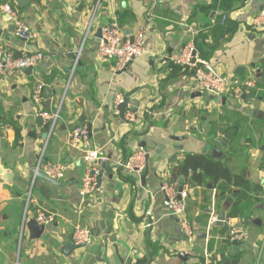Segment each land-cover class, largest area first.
Returning <instances> with one entry per match:
<instances>
[{
    "label": "crops",
    "instance_id": "1",
    "mask_svg": "<svg viewBox=\"0 0 264 264\" xmlns=\"http://www.w3.org/2000/svg\"><path fill=\"white\" fill-rule=\"evenodd\" d=\"M5 3L35 37L14 36L13 23L0 11V44L17 54L42 52L43 58L31 74L24 70L0 78V165L13 174L11 180L0 176V264H182L180 252L188 256L185 264H264V29L251 24L264 0H161L157 5L153 0H29L24 7L0 0ZM112 22L132 32L148 26L146 52L119 72L112 69L113 60L96 53L98 28ZM191 40L203 44L206 57L198 54L218 72L255 79L258 88L241 103L229 94L202 102L190 87V72L171 60ZM38 82L44 84L40 105L32 100ZM46 86L53 92L50 99L44 96ZM120 92L137 102L133 122L112 110ZM58 106L51 128L40 113ZM88 124L91 146L101 148L108 162L100 175L102 194L81 196L83 150L71 143L70 133ZM7 128L14 130V139L6 136ZM229 131L227 146L218 145L216 138ZM214 145L233 174L244 173L261 190L251 193L247 217L231 218L244 239L230 241L225 221L207 227L212 211L227 217L213 195L222 182L194 184L197 192L190 193L185 213L196 228L190 244L164 205L158 171L189 189L190 172L186 178L173 173L187 155L208 153ZM139 146L149 152L143 184L145 170L139 176L124 174L119 165ZM40 157L66 165L61 186L30 175ZM38 208L57 217L31 240L25 224ZM76 224L88 227L92 240L65 254Z\"/></svg>",
    "mask_w": 264,
    "mask_h": 264
},
{
    "label": "built area",
    "instance_id": "2",
    "mask_svg": "<svg viewBox=\"0 0 264 264\" xmlns=\"http://www.w3.org/2000/svg\"><path fill=\"white\" fill-rule=\"evenodd\" d=\"M160 2L161 0H153V5H157ZM0 11L4 20L13 23L14 36L23 41H29L35 37V32L19 17L16 9L10 3L1 4ZM251 24L254 28L264 29V7L252 17ZM99 28L100 37L96 53L100 59L113 60V70L123 71L133 59L146 52L145 38L148 28L146 24L138 26L135 31L127 35L124 34L123 29L116 22L103 24ZM130 35L133 37L132 41L130 40ZM42 58V52L17 54L0 44V78L11 79L16 77L26 68H33ZM171 60L190 72V87L200 92H206L211 96L221 98V96L229 94L235 99H240L258 88L255 79H241L235 75H223L218 72L209 61L198 54L194 40L188 41L177 54L172 56ZM43 86V83L38 82L33 89L32 100L37 105L43 102ZM124 102V93L120 92L115 95L112 105V110L115 114L119 113V106ZM59 114L60 106L52 112L42 111L40 113L42 119L50 122L51 128L54 127ZM122 119L128 123L136 120L132 104L126 103ZM5 132L8 138L12 137L14 139L15 133L12 128H7ZM90 137L87 125L76 126L70 133L71 143L76 146L80 143V147L83 150V154L80 157L84 167L79 190L81 196L94 192L102 194L98 180L103 166L108 162L107 154L101 148L91 146ZM148 158L149 152L147 149L139 146L119 165L124 174H136L139 176L147 168ZM37 168L46 175L60 180L64 177L67 167L64 163L58 161L43 162L40 157ZM159 189L163 194L165 207L177 218L185 239L188 243H193L196 240V228L185 215L187 200L190 196L189 189L183 188V186L178 187L175 180L167 179L165 175L161 177ZM213 191V195H216L217 190L213 189ZM56 217L55 213L38 208L33 219L37 224L46 228V226L51 225L56 220ZM216 220L217 214L212 211L207 224L208 229ZM224 221L228 225V238L230 241H242L244 239L242 228L235 225L231 218L226 217ZM71 240L77 247L87 245L92 240V232L88 227L76 224L71 234ZM204 256L208 258L209 253L205 251Z\"/></svg>",
    "mask_w": 264,
    "mask_h": 264
},
{
    "label": "trees",
    "instance_id": "3",
    "mask_svg": "<svg viewBox=\"0 0 264 264\" xmlns=\"http://www.w3.org/2000/svg\"><path fill=\"white\" fill-rule=\"evenodd\" d=\"M117 22L124 24L121 19H118ZM195 47L201 55L206 57L201 42L195 41ZM210 134L211 139L216 136L215 132ZM189 172V179L192 184H201L205 179L211 182H222L217 195L221 202L217 204L220 210L223 209L227 212L228 218L247 217V204H251L249 200L251 193L255 192L257 194L256 192H258L259 194L261 190L259 184L249 182L244 173L233 174L227 165H224L220 159L212 157L210 153L187 155L182 164L177 167L173 176L180 174L186 178ZM120 177L129 179V177L121 176V174ZM209 247L211 248V242Z\"/></svg>",
    "mask_w": 264,
    "mask_h": 264
},
{
    "label": "water",
    "instance_id": "4",
    "mask_svg": "<svg viewBox=\"0 0 264 264\" xmlns=\"http://www.w3.org/2000/svg\"><path fill=\"white\" fill-rule=\"evenodd\" d=\"M14 1L18 4L19 7H24L26 5V3H28L29 0H14ZM119 27H121V25H119ZM123 31H124L125 35L132 33V30H129V29H124ZM96 35H97V37H100V28H98V30L96 32ZM129 37H130V40L132 41V39H133L132 35H130ZM25 70H26V72L28 74H31V72H32V68L31 67H28ZM257 76L259 78V81L261 82L262 78H261L260 74H257ZM52 94H53V92H52L51 88H49L48 86L44 87V96L46 97V99H50ZM126 103L132 104L134 111L137 110V107H138L137 102H135V101L133 102V101L130 100V94H125V102L122 103L119 106V116L121 118L123 116V112H124ZM83 121H84V115H82L81 118H80V122H83ZM87 128H88L90 136H91V129H92L91 124H88ZM231 133L232 132L229 131L226 134H224V136L216 138L217 144L220 145V146H227V141L230 138ZM3 134H4V132L0 128V137H3ZM208 153H210L212 157L217 158V159H219L222 156V154H223L221 152V150H219L217 145L212 146L211 150L208 151ZM106 170H109V167L107 165H106ZM146 172L147 171L145 169L144 173L140 177L142 184L144 182ZM29 173H30L31 176L39 177V178H41V179H43V180H45V181H47V182H49L51 184H54L56 186H61L62 185V183L59 180L46 175L43 171L39 170L37 167L31 169ZM0 176H1V178L5 179V180H11L13 174L9 173V172H4L3 168L0 165ZM181 179H183V178H180V182L183 181ZM98 183L99 184L101 183V177H99ZM225 218H226V216H225L224 211H220L218 213V215H217V220L215 222V225H220V226L223 225V222H224ZM25 226H26V228L28 230L29 239H31V240H35V239L40 238L42 236L44 230H45L44 226L37 224L34 219L28 220L26 222ZM202 235L205 237V233H203ZM75 247H77L75 244L67 245L66 249H64L65 254H69V252H71V250L73 248H75ZM187 257L188 256H187V254L185 252H180L179 253V258L183 261L182 264L186 263ZM222 264H230V262L226 261V262H224Z\"/></svg>",
    "mask_w": 264,
    "mask_h": 264
},
{
    "label": "rangeland",
    "instance_id": "5",
    "mask_svg": "<svg viewBox=\"0 0 264 264\" xmlns=\"http://www.w3.org/2000/svg\"><path fill=\"white\" fill-rule=\"evenodd\" d=\"M245 78H247V76L245 77ZM200 92V91H199ZM199 97H201V101L202 102H208V100H209V98H210V94L208 95V93H206V92H200V95H199ZM241 102H243V100H238V103H241ZM142 113H140V115H141ZM141 116H143V114L141 115ZM158 173H159V176H160V178L163 176V174L165 175V171L163 170V169H160L159 171H158ZM191 186H190V188H189V191H190V193L192 192V193H194V192H197V190H196V188H195V186H194V184H190ZM219 194V189L217 188V195ZM218 197V196H217Z\"/></svg>",
    "mask_w": 264,
    "mask_h": 264
}]
</instances>
